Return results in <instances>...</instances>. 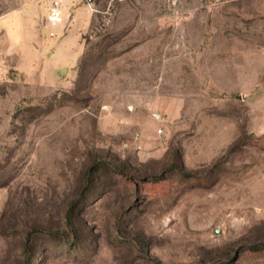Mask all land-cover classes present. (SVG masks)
I'll list each match as a JSON object with an SVG mask.
<instances>
[{"label":"rangeland","instance_id":"1","mask_svg":"<svg viewBox=\"0 0 264 264\" xmlns=\"http://www.w3.org/2000/svg\"><path fill=\"white\" fill-rule=\"evenodd\" d=\"M51 1L0 0V264H264V0Z\"/></svg>","mask_w":264,"mask_h":264},{"label":"trees","instance_id":"2","mask_svg":"<svg viewBox=\"0 0 264 264\" xmlns=\"http://www.w3.org/2000/svg\"><path fill=\"white\" fill-rule=\"evenodd\" d=\"M98 168L101 171H104V173L106 172H114V173H122L121 170L119 168H116L108 163H101L100 166H98ZM188 174V173H187ZM86 175H87V181L85 182V184H87L88 181H90V176H91V170L90 168L86 171ZM151 178H155V177H151ZM72 204H70V208L71 209ZM70 211V210H69ZM67 216L70 217V214L67 213ZM68 220L70 221V218H68ZM71 222V221H70ZM28 238H26L24 240V247H23V253L26 255H29L31 253V250H29L28 248Z\"/></svg>","mask_w":264,"mask_h":264},{"label":"built area","instance_id":"3","mask_svg":"<svg viewBox=\"0 0 264 264\" xmlns=\"http://www.w3.org/2000/svg\"><path fill=\"white\" fill-rule=\"evenodd\" d=\"M51 18L58 19L61 16V2L52 0L50 4Z\"/></svg>","mask_w":264,"mask_h":264},{"label":"crops","instance_id":"4","mask_svg":"<svg viewBox=\"0 0 264 264\" xmlns=\"http://www.w3.org/2000/svg\"><path fill=\"white\" fill-rule=\"evenodd\" d=\"M78 8V7H77ZM77 8H76V10H77ZM75 12H77V11H75ZM87 12V11H86ZM76 15V18H78V15L77 14H75ZM74 15V16H75ZM88 17H89V13L87 12V15H86V17H85V19L84 20H82V19H77L78 21H80V23H81V25L84 23V21H86L87 19H88Z\"/></svg>","mask_w":264,"mask_h":264}]
</instances>
